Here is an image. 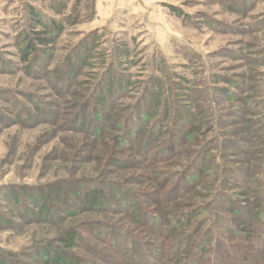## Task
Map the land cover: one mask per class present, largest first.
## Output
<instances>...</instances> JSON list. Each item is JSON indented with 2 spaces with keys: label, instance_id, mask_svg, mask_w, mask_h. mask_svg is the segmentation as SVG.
<instances>
[{
  "label": "rangeland",
  "instance_id": "obj_1",
  "mask_svg": "<svg viewBox=\"0 0 264 264\" xmlns=\"http://www.w3.org/2000/svg\"><path fill=\"white\" fill-rule=\"evenodd\" d=\"M30 7L62 28L31 68L22 50L31 27L40 28ZM91 33L87 60L80 68L74 59L78 70L70 69L71 51ZM110 68L112 80L104 79ZM115 79L129 91L113 102ZM124 120L125 130L142 127L132 144L118 143L116 123ZM159 123V140L141 151ZM171 139L183 146L177 155L166 152ZM244 187H251L245 197ZM30 188L60 196L55 220L22 219ZM93 190L109 211L83 209ZM169 191L176 193L166 202ZM5 193L25 204L13 207ZM131 195L138 202L128 214ZM246 203L256 229L264 214V0H0L2 255L51 264L23 254L52 243L77 264H170L175 235L207 221L188 237L190 247L219 216L232 219ZM177 212L199 214L169 237ZM259 241L253 235L249 252L264 248ZM236 243L247 247L229 240ZM137 250L142 255L134 261ZM224 257L241 255L232 248ZM263 258L255 255L257 264Z\"/></svg>",
  "mask_w": 264,
  "mask_h": 264
},
{
  "label": "trees",
  "instance_id": "obj_2",
  "mask_svg": "<svg viewBox=\"0 0 264 264\" xmlns=\"http://www.w3.org/2000/svg\"><path fill=\"white\" fill-rule=\"evenodd\" d=\"M29 10H30V15H31V20L34 22L33 26L38 24L40 28V29H37L36 27H31L32 28V30L30 31L31 33L26 35L25 45L22 50L23 63L29 65V68H31L32 66L35 65V63H39V61L41 60L39 59V54L47 53L46 50H50V45H52L56 41V39L59 37L62 28L55 19L43 16L40 12L36 11L32 7H30ZM94 35L95 33H91L90 35L86 36L82 41H80V43L77 46L73 48L69 57L67 58L68 63L72 67L70 69H74L77 71L78 67L81 68L83 65V62L87 60L88 55L90 53V45H88L87 41H89ZM45 56L50 57V55H45ZM74 59H77V62L80 63V64H76L78 67L75 64L71 63L72 61L75 62ZM106 72L107 73H104L105 75H103L104 76L103 78L109 79V75L111 74V68L108 69ZM109 80H112V79H109ZM116 81L118 80L115 79V82ZM114 84L111 81H108V80L106 81V85L109 88L111 86H114ZM115 86L117 87L113 90V99H112L113 102L126 96V94H128V91H129V89H127V86L123 85L120 82L117 83V85ZM99 94H100V97L103 95V93H100V92ZM36 111L39 115L40 114L39 109H37ZM138 111H140V109ZM36 116L27 115L28 120L29 119L33 120L34 118H36ZM142 118L146 119V117H142ZM19 120L23 122V120H26V119L21 117L19 118ZM174 120H177V118ZM125 121L126 120L122 122L123 124L116 123V126L120 128L121 135H119L118 143H120L121 145H127L128 141H130V143L132 144L136 136L137 138H139L138 135L142 128L141 125H139L135 127V129L133 128V132H132L131 129L128 128L129 125H127L126 130H125L124 128ZM77 125H81L82 128L87 127L89 130L92 129L91 127H88V125H85L84 122L80 124V122L77 121ZM159 134H161L160 123L154 124L153 127H150V129H148L145 139L143 140L144 142L141 145V151H145V149H148L149 147L153 146V144L159 140L158 138ZM182 147L183 146L181 145L180 141L171 139L170 141L167 142L166 152H168L169 154L177 155L182 150ZM200 174L201 172L199 171V173L195 175V179L199 180V178L201 177ZM170 175L171 174H168V177L172 178L173 176L172 175L170 176ZM103 186L110 187L109 185H103ZM250 188L251 187H244V192L246 191L248 193ZM30 189L31 190H28V192L26 193V196H28L27 198L28 203L32 207L39 206V208H37L38 211L36 212L34 211V209H32V207H30V205H25V209L22 210V214H23L22 219L25 220V218L26 219L29 218L31 222H48L51 220H55V210L57 211L58 209H56L53 204L56 202H61L60 196L58 194L56 195L55 193H52L51 191H49L48 193L47 191L40 192L38 191L39 189L37 188H30ZM177 191H178L177 194H180V195L176 197V199L181 198V196L185 195V189L177 190ZM246 192L242 193V196L244 197L247 196ZM174 193L176 192L169 191V193L165 194V198L166 197L169 198L170 194H174ZM92 195H91L92 197H89V195H86L84 197V201L81 202V206L83 207V209L84 208L89 209V210L90 209L91 210L100 209L102 211L104 210L109 211L108 209L109 205L104 204V198H101L100 196L96 198L95 190L92 191ZM5 197H6V201L10 202V204H12V206L15 208H17L18 204H25V203H21L23 201H20L21 199H19V195L12 196L10 195V193L8 194L5 193ZM78 197L79 196H75L76 199ZM93 197L96 199H94ZM130 198L132 199L129 200L128 204L125 206L126 212L128 214H131L133 212L132 211L133 207L130 206L132 204L131 201L135 199L137 200L136 202H138V199L136 196L131 195ZM168 198L165 199L167 200L166 202L172 200L173 197H170V199ZM225 199L227 200V203H229V201L231 203L233 202L230 198L225 197ZM256 200H258L259 203L261 202V199L259 197H257ZM177 207L179 206L172 205L169 209H173L177 211ZM237 207H238V211L235 213L232 219L222 214L221 216L217 218V221H216L218 222L217 226L215 228L210 227L207 230L204 229L205 231H203L202 235L198 237L197 241L192 246L190 245V247L186 248V243L187 241L190 240L188 237L189 236L194 237L193 233L196 229L199 230L201 227L205 228L207 221L202 220L199 224H197L195 228L190 230L188 235L184 234V232H179V234L175 235L177 237L174 240L175 246L173 247L172 252H170L169 254L170 255L168 258L169 263L170 264H246V262L251 261V263L257 264L256 261L258 260H255V255L257 254L263 255L264 248L262 250H256V251L254 249H251V251L249 252L248 248L250 246L248 244L252 241L253 235L256 234L257 236L260 237V241L258 245L260 246L262 245L264 247V238L262 239L261 237V236H264V214L261 216H258V218H260L259 220L261 221L260 224H258L260 225V227H256L255 229L254 223L250 218L251 211L248 208L249 204L246 203V205H243L242 207L241 206L239 207V205ZM256 208H261V206L259 205ZM72 210L79 211V207L74 208ZM204 212H205V209H203L201 213H204ZM228 213L229 211H227V214ZM198 214L199 213L191 215L187 213L183 214V213L177 212L174 216L172 215L174 222L172 225L173 227L172 228L170 227L169 229L170 230L169 237H172L173 234H175L178 227H184V229L188 228L191 224V219H193V217H195ZM0 221L4 222V221H7V219L1 218L0 216ZM154 232L156 233V236H159V231L157 229H155ZM120 238H124V235H120ZM232 239L234 241L241 240L243 244H247L246 245L247 247H245L242 244H238V243L229 244V240H232ZM117 240L118 239L116 238V242ZM137 244H138L137 242L134 243L133 245L135 246L134 248H137ZM162 246L163 245L161 244L160 247ZM232 248L233 249L235 248V250L237 249L238 253L241 255V258L236 257L232 262H227L226 258L224 257V253L226 251H228L229 253L230 249ZM161 249L163 250V247L160 248L159 250ZM156 250L157 251H155L154 255L158 257L160 254L159 253L160 251H158V249ZM251 252H254V254H252ZM23 255L27 256L28 259L29 258L35 259L39 257L40 259L38 260H40L41 262H45V263H48L47 260H49L51 264L53 263L77 264V260H78L77 258L73 259V256L71 257L69 254L63 255V251H60V247H57L56 245H52V243L51 244L47 243V246H43L42 251L40 250L36 251L35 249H31ZM141 255H142L141 251L139 250L133 251L132 256L134 258L132 259L135 261L138 258H140ZM0 264H21V263L20 261L15 262V260L13 261L7 255H2L0 253ZM151 264H159V263L152 262ZM262 264H264V258L262 260Z\"/></svg>",
  "mask_w": 264,
  "mask_h": 264
},
{
  "label": "crops",
  "instance_id": "obj_3",
  "mask_svg": "<svg viewBox=\"0 0 264 264\" xmlns=\"http://www.w3.org/2000/svg\"><path fill=\"white\" fill-rule=\"evenodd\" d=\"M100 7L102 8V4H100ZM101 10H102V9H101ZM99 12H100V11H97V10H96V17L99 16ZM101 26H102V25H101ZM100 28H101V27H96V26H95V27H94V30H98V29H100Z\"/></svg>",
  "mask_w": 264,
  "mask_h": 264
}]
</instances>
